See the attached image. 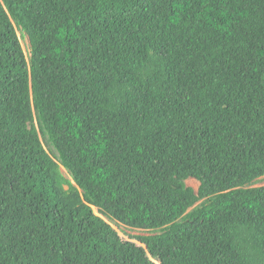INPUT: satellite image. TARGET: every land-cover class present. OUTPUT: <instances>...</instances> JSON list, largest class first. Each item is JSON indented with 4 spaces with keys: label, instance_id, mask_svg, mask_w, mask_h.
Wrapping results in <instances>:
<instances>
[{
    "label": "trees",
    "instance_id": "1",
    "mask_svg": "<svg viewBox=\"0 0 264 264\" xmlns=\"http://www.w3.org/2000/svg\"><path fill=\"white\" fill-rule=\"evenodd\" d=\"M263 184L264 0H0V264H264Z\"/></svg>",
    "mask_w": 264,
    "mask_h": 264
},
{
    "label": "rangeland",
    "instance_id": "2",
    "mask_svg": "<svg viewBox=\"0 0 264 264\" xmlns=\"http://www.w3.org/2000/svg\"><path fill=\"white\" fill-rule=\"evenodd\" d=\"M19 36L22 40L23 48L25 50L27 57L31 58L32 48H31L29 37L25 33H23L22 31H19ZM63 173L66 177H68L70 179V177L68 176V174L65 170H63ZM187 185H188V187L193 188L197 192L200 188V184L195 180H190L187 183ZM259 186H260V184L257 187H259ZM263 186H264V184H263ZM113 227L120 233L121 237L125 241H133V242L138 243L136 240L133 239V237H144V236L151 235L150 233H145V232H141V231H132L130 229H126L123 227H117L116 225H113Z\"/></svg>",
    "mask_w": 264,
    "mask_h": 264
},
{
    "label": "clouds",
    "instance_id": "3",
    "mask_svg": "<svg viewBox=\"0 0 264 264\" xmlns=\"http://www.w3.org/2000/svg\"><path fill=\"white\" fill-rule=\"evenodd\" d=\"M199 183V182H198ZM200 184V183H199ZM262 185H260L259 187H261ZM257 187V186H256ZM255 188V187H254Z\"/></svg>",
    "mask_w": 264,
    "mask_h": 264
}]
</instances>
